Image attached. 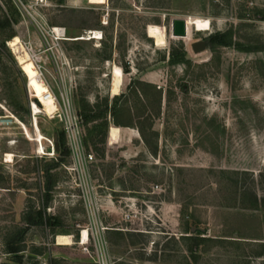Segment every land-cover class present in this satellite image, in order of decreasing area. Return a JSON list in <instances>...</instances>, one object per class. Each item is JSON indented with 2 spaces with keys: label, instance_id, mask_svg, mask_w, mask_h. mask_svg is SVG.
Here are the masks:
<instances>
[{
  "label": "rangeland",
  "instance_id": "obj_1",
  "mask_svg": "<svg viewBox=\"0 0 264 264\" xmlns=\"http://www.w3.org/2000/svg\"><path fill=\"white\" fill-rule=\"evenodd\" d=\"M188 17L210 28L173 36ZM14 35L54 116L32 114ZM93 221L114 264H264V0H0V264H93L78 243Z\"/></svg>",
  "mask_w": 264,
  "mask_h": 264
},
{
  "label": "bare ground",
  "instance_id": "obj_2",
  "mask_svg": "<svg viewBox=\"0 0 264 264\" xmlns=\"http://www.w3.org/2000/svg\"><path fill=\"white\" fill-rule=\"evenodd\" d=\"M190 27H192L194 31H197V32L206 31L210 28V21L206 18L188 17L186 20V35H187V31L189 33ZM50 31L53 34V38L55 40L66 39V36H64V33L61 28L54 26L50 29ZM146 32H147L148 37L153 39L155 45L160 46L166 43L165 28L159 25L149 24L147 26ZM101 37L102 35L99 30L98 31L90 30V31H87L84 35L78 36L75 39L76 40L100 39ZM176 37H180V36H176ZM7 44L13 50L17 63L20 66L24 76L27 79V86L30 89V91L33 93L31 95L32 96L34 95L33 97H36L39 101V104H40L39 107L35 102H32L31 104V110L33 111L32 114L34 113L36 115L40 111H43L47 115L54 116L55 112L57 111V105H56L55 99L52 94L50 95L47 94L49 91V88L39 76V72L34 63V60L31 54L23 46L20 37L18 35H15L14 37L8 40ZM122 82H123V72L119 66L114 65L113 70H112V82H111V94L112 95H116L119 93ZM33 125H34L33 140L37 142L40 152H43V148L42 146H39V144L44 139V136L42 135V133L40 132L38 128L36 118L33 121ZM23 128L26 130V132H28L24 125H23ZM119 134H120V128L118 126L112 125L108 132V143L113 144V143L118 142ZM49 148H52V147H49ZM5 158H6L5 162H12L13 154L6 153ZM86 235H87V230L83 228L81 231V236H82L83 241L86 238ZM56 243L58 245L72 244L73 236L70 234H58L56 236Z\"/></svg>",
  "mask_w": 264,
  "mask_h": 264
},
{
  "label": "built area",
  "instance_id": "obj_3",
  "mask_svg": "<svg viewBox=\"0 0 264 264\" xmlns=\"http://www.w3.org/2000/svg\"><path fill=\"white\" fill-rule=\"evenodd\" d=\"M47 94L49 95L52 94L50 89ZM74 145H75L74 148H77V144L74 143ZM75 151L77 152V150ZM88 157L92 158V155L88 154ZM132 205L133 206H126L128 207V210L124 211L125 219L128 221H132L133 216H136L137 214V209L135 204L132 203ZM97 226H98L97 223L93 221L92 225L86 228L87 235L84 241L82 240V236H81L82 229H81L78 234V238H79L78 243L81 246L83 253L86 254L91 259L93 264H114L109 254L108 242L104 234L100 232ZM143 264H151V263H143Z\"/></svg>",
  "mask_w": 264,
  "mask_h": 264
},
{
  "label": "water",
  "instance_id": "obj_4",
  "mask_svg": "<svg viewBox=\"0 0 264 264\" xmlns=\"http://www.w3.org/2000/svg\"><path fill=\"white\" fill-rule=\"evenodd\" d=\"M171 34L174 36H180L183 37L186 35V20L185 18H174L171 21ZM204 47L203 42L196 41L193 43L194 50H199ZM59 146L58 140L55 137L54 138V148L57 149ZM52 148H47V151L50 152Z\"/></svg>",
  "mask_w": 264,
  "mask_h": 264
},
{
  "label": "trees",
  "instance_id": "obj_5",
  "mask_svg": "<svg viewBox=\"0 0 264 264\" xmlns=\"http://www.w3.org/2000/svg\"><path fill=\"white\" fill-rule=\"evenodd\" d=\"M15 36V35H14ZM13 36V37H14ZM221 38H224L223 35H218V39L220 42H224L225 40H221ZM213 39V37L211 38ZM114 119V118H113ZM58 144H59V148L61 149L62 153L63 154H66L68 152L67 148L65 147V142H64V137L63 135H59V138H58ZM191 239L193 240V244H198V240H199V236L198 235H193V236H190Z\"/></svg>",
  "mask_w": 264,
  "mask_h": 264
},
{
  "label": "crops",
  "instance_id": "obj_6",
  "mask_svg": "<svg viewBox=\"0 0 264 264\" xmlns=\"http://www.w3.org/2000/svg\"><path fill=\"white\" fill-rule=\"evenodd\" d=\"M119 136H120V134H119Z\"/></svg>",
  "mask_w": 264,
  "mask_h": 264
}]
</instances>
